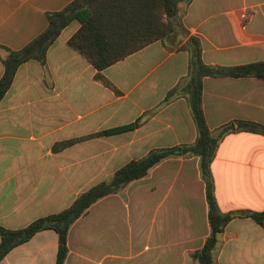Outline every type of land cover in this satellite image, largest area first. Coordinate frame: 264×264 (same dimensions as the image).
Wrapping results in <instances>:
<instances>
[{
  "label": "crops",
  "instance_id": "crops-1",
  "mask_svg": "<svg viewBox=\"0 0 264 264\" xmlns=\"http://www.w3.org/2000/svg\"><path fill=\"white\" fill-rule=\"evenodd\" d=\"M73 0H0V58L22 50L48 27L47 15ZM184 33L153 42L101 74L67 44L70 22L49 46L42 66L17 69L0 101V228L19 230L67 209L76 197L108 181L156 149L190 145L197 137L187 100L170 91L188 76L190 38L207 66L264 63V0H190L179 7ZM4 67L0 59V78ZM202 111L216 134L233 122L210 164L221 213H264V82L256 78L202 80ZM128 131L53 147L119 129ZM206 186L197 156L169 157L147 175L92 204L68 230L64 264H198L190 255L210 235ZM58 237L36 233L0 264H55ZM218 264H264V226L229 221L219 237Z\"/></svg>",
  "mask_w": 264,
  "mask_h": 264
},
{
  "label": "trees",
  "instance_id": "trees-1",
  "mask_svg": "<svg viewBox=\"0 0 264 264\" xmlns=\"http://www.w3.org/2000/svg\"><path fill=\"white\" fill-rule=\"evenodd\" d=\"M189 2L190 0H73L64 10L48 14L47 29L22 50L13 52L2 49L4 57L0 59L4 71L0 78V101L9 90L20 65L29 60H36L42 66L45 65L47 49L73 20L78 21L80 27L68 40V46L96 70L94 76L96 81L117 92L101 72L153 42L165 40L175 32L184 33L179 7ZM187 48L189 52L188 76L182 84L168 93L166 101L175 95H182L186 98L197 131L194 143L169 149L152 150L145 157L127 163L108 181L78 195L67 209L37 219L19 230L0 228V260L10 250L28 241L36 233L53 230L58 237L55 264H64L68 254V230L92 204L123 189L130 182L144 178L150 169L173 156H197L206 186L208 222L211 231L203 247L190 255L193 261L198 264H218L216 259L219 237L225 225L234 218L247 217L256 224L264 226V213L228 212L224 214L219 211L214 195L210 164L218 144L226 134L233 131L234 123L231 122L221 127L216 134L212 133L206 125L201 102L202 80L205 77H251L264 82V63L230 68L207 66L201 60V48L196 39L190 38ZM236 123L244 131L264 135V129L255 123ZM138 125L139 120L119 129L58 143L52 150L57 152L79 141L132 130Z\"/></svg>",
  "mask_w": 264,
  "mask_h": 264
}]
</instances>
